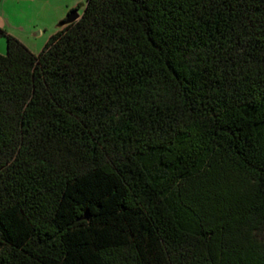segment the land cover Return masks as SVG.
I'll list each match as a JSON object with an SVG mask.
<instances>
[{"label":"trees","instance_id":"obj_1","mask_svg":"<svg viewBox=\"0 0 264 264\" xmlns=\"http://www.w3.org/2000/svg\"><path fill=\"white\" fill-rule=\"evenodd\" d=\"M0 32V264H264V0Z\"/></svg>","mask_w":264,"mask_h":264},{"label":"rangeland","instance_id":"obj_2","mask_svg":"<svg viewBox=\"0 0 264 264\" xmlns=\"http://www.w3.org/2000/svg\"><path fill=\"white\" fill-rule=\"evenodd\" d=\"M86 2L87 0H43L34 8L27 0H0V28L16 34L31 52L38 55L52 36V32L56 31L61 16L67 17V11L73 9H78L82 15ZM39 32H42L41 36H38ZM1 44L5 45V55L7 41L0 32Z\"/></svg>","mask_w":264,"mask_h":264},{"label":"crops","instance_id":"obj_3","mask_svg":"<svg viewBox=\"0 0 264 264\" xmlns=\"http://www.w3.org/2000/svg\"><path fill=\"white\" fill-rule=\"evenodd\" d=\"M28 1V3H29V5L31 6V7H34V8H36V6H37V3H42V1L43 0H27ZM78 8V7H77ZM74 10V9H73ZM78 10V9H77ZM72 11V10H71ZM69 10L67 11V15L69 14ZM59 18V17H58ZM61 21H63L64 19H66V16L64 17V16H61ZM0 30H2L1 28H0ZM57 30H59L57 27H56V31ZM2 31H4V30H2ZM47 30H44V32H46ZM56 31L55 32H52V35L53 34H55L56 33ZM6 33H8V34H10V35H12V36H15V38H17L18 40H19V37H17V35L16 34H14V33H11V32H7V31H5ZM41 33L42 32H39L38 33V36H41ZM21 41V40H20ZM26 47H27V44L24 42V41H21ZM4 51H5V45L3 44H1L0 45V54H4Z\"/></svg>","mask_w":264,"mask_h":264},{"label":"water","instance_id":"obj_4","mask_svg":"<svg viewBox=\"0 0 264 264\" xmlns=\"http://www.w3.org/2000/svg\"><path fill=\"white\" fill-rule=\"evenodd\" d=\"M82 15H80L79 11L77 9H74L72 11L69 12V14L67 15L66 19H64L63 21H61L58 25L57 28L58 29H62L70 24L75 23L76 21H78L81 18Z\"/></svg>","mask_w":264,"mask_h":264}]
</instances>
